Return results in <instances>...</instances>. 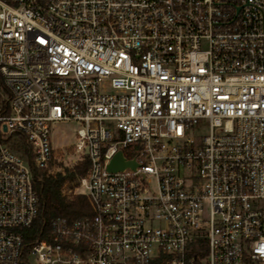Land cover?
Segmentation results:
<instances>
[{
    "label": "built area",
    "instance_id": "2783aa9c",
    "mask_svg": "<svg viewBox=\"0 0 264 264\" xmlns=\"http://www.w3.org/2000/svg\"><path fill=\"white\" fill-rule=\"evenodd\" d=\"M0 76V264H264V0H0ZM72 121L91 214L27 242Z\"/></svg>",
    "mask_w": 264,
    "mask_h": 264
},
{
    "label": "trees",
    "instance_id": "16d2710c",
    "mask_svg": "<svg viewBox=\"0 0 264 264\" xmlns=\"http://www.w3.org/2000/svg\"><path fill=\"white\" fill-rule=\"evenodd\" d=\"M89 165V160L86 159L74 171H67L65 175L50 176L42 171H36L37 183L35 188L39 195L40 212L32 227L22 230L27 242L41 234L42 231L49 230L51 222L55 218L67 217L70 220H75L91 214L85 195L81 194L73 201H68L63 195L65 183L68 180L73 181L78 177L87 175Z\"/></svg>",
    "mask_w": 264,
    "mask_h": 264
},
{
    "label": "rangeland",
    "instance_id": "374dc122",
    "mask_svg": "<svg viewBox=\"0 0 264 264\" xmlns=\"http://www.w3.org/2000/svg\"><path fill=\"white\" fill-rule=\"evenodd\" d=\"M82 127V124L74 121L57 122L52 125V140L54 142L57 159L48 170L42 171L43 173H47L50 176H56L58 174L65 175L67 171H74L81 163L77 161L81 158V155L76 154L75 156H71V153L73 146L77 142L78 130ZM5 144L11 148H13V146L19 147L21 151H24L23 142H21L18 137H13L10 142ZM39 172H41V170H39ZM78 178L73 181L68 180L63 187V195L68 201L75 200L81 193L85 194L83 189H77L79 186ZM29 253L30 252H28L27 255H29Z\"/></svg>",
    "mask_w": 264,
    "mask_h": 264
},
{
    "label": "water",
    "instance_id": "95a60500",
    "mask_svg": "<svg viewBox=\"0 0 264 264\" xmlns=\"http://www.w3.org/2000/svg\"><path fill=\"white\" fill-rule=\"evenodd\" d=\"M127 168L136 169L137 162L135 160H127L123 152L120 151L112 159L111 163L108 166V171L117 172L123 171Z\"/></svg>",
    "mask_w": 264,
    "mask_h": 264
}]
</instances>
